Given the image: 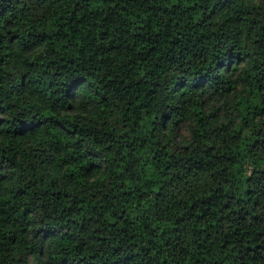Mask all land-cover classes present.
I'll return each instance as SVG.
<instances>
[{"label":"clouds","instance_id":"clouds-1","mask_svg":"<svg viewBox=\"0 0 264 264\" xmlns=\"http://www.w3.org/2000/svg\"><path fill=\"white\" fill-rule=\"evenodd\" d=\"M0 264H264V0H0Z\"/></svg>","mask_w":264,"mask_h":264}]
</instances>
